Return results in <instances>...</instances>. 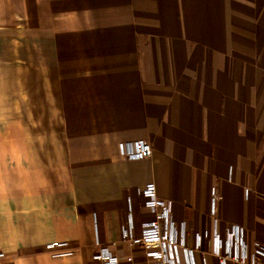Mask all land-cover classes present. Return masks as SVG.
I'll return each instance as SVG.
<instances>
[{
	"label": "crops",
	"instance_id": "0c3cea01",
	"mask_svg": "<svg viewBox=\"0 0 264 264\" xmlns=\"http://www.w3.org/2000/svg\"><path fill=\"white\" fill-rule=\"evenodd\" d=\"M148 184L264 245V0H0V264L146 262Z\"/></svg>",
	"mask_w": 264,
	"mask_h": 264
},
{
	"label": "built area",
	"instance_id": "2783aa9c",
	"mask_svg": "<svg viewBox=\"0 0 264 264\" xmlns=\"http://www.w3.org/2000/svg\"><path fill=\"white\" fill-rule=\"evenodd\" d=\"M120 152L130 159L145 160L152 156V147L147 141L122 143ZM141 195L153 220L144 222L139 236H136L130 214L122 236L125 241L142 246L146 250L147 261L135 263L132 257H128L122 263L109 248L101 249L93 260L99 264H210L206 254L202 253L203 235L196 234L194 245H188L186 223H178L173 219V202L160 199L155 184L146 185ZM215 202L213 197L212 210L215 209ZM56 246L62 247L65 244ZM212 246V254L218 264H264V245L259 242L249 244L244 228L239 225L226 228L224 234L215 227ZM65 255L68 254H56L55 257ZM3 257L4 254H0V260Z\"/></svg>",
	"mask_w": 264,
	"mask_h": 264
},
{
	"label": "rangeland",
	"instance_id": "374dc122",
	"mask_svg": "<svg viewBox=\"0 0 264 264\" xmlns=\"http://www.w3.org/2000/svg\"><path fill=\"white\" fill-rule=\"evenodd\" d=\"M212 193H213V196L215 197V201H216L217 200V190H216V187L213 189ZM216 203H217V201L215 202V206H216ZM215 210H216V207H215Z\"/></svg>",
	"mask_w": 264,
	"mask_h": 264
}]
</instances>
